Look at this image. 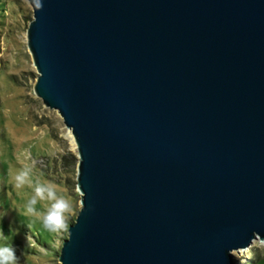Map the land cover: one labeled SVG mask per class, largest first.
I'll return each instance as SVG.
<instances>
[{
  "label": "water",
  "instance_id": "water-1",
  "mask_svg": "<svg viewBox=\"0 0 264 264\" xmlns=\"http://www.w3.org/2000/svg\"><path fill=\"white\" fill-rule=\"evenodd\" d=\"M28 4L33 93L77 157L57 261L234 264L264 240V0Z\"/></svg>",
  "mask_w": 264,
  "mask_h": 264
},
{
  "label": "rangeland",
  "instance_id": "rangeland-1",
  "mask_svg": "<svg viewBox=\"0 0 264 264\" xmlns=\"http://www.w3.org/2000/svg\"><path fill=\"white\" fill-rule=\"evenodd\" d=\"M31 18L28 0H0V231L4 236L0 243L15 248L18 264H60L57 257L67 230L51 231L27 215L24 205L32 191L16 189L10 175L21 162L31 164L34 178L54 183L69 201L67 225L76 217L80 196L77 161L70 157H76L74 143L68 129L61 127L58 113L41 105L33 93L37 73L26 45ZM59 154L70 164L56 161ZM45 203L38 202L36 209L42 210ZM233 256L234 264H264V240L253 239Z\"/></svg>",
  "mask_w": 264,
  "mask_h": 264
},
{
  "label": "clouds",
  "instance_id": "clouds-1",
  "mask_svg": "<svg viewBox=\"0 0 264 264\" xmlns=\"http://www.w3.org/2000/svg\"><path fill=\"white\" fill-rule=\"evenodd\" d=\"M13 186L16 189L29 188L31 196L24 208L27 215L39 219L44 227L51 231L67 230V214L70 212L69 201L61 194L54 183L43 182L34 178L31 164L21 162V167L10 172ZM38 202H46L42 210H37ZM4 240L0 231V241ZM28 242V237H27ZM19 257L12 245L0 243V264H18Z\"/></svg>",
  "mask_w": 264,
  "mask_h": 264
},
{
  "label": "trees",
  "instance_id": "trees-1",
  "mask_svg": "<svg viewBox=\"0 0 264 264\" xmlns=\"http://www.w3.org/2000/svg\"><path fill=\"white\" fill-rule=\"evenodd\" d=\"M70 157L73 159L74 162L77 161L76 157H75L73 154H70ZM55 160H56V161H59V162L61 161V162H62L63 164H65V165H69V164H70V162H68V161L66 160V157H65L64 155H61V154H59L58 156H56V157H55ZM67 172H71V170H70V171L68 170ZM74 219H75V218H73L71 222H73Z\"/></svg>",
  "mask_w": 264,
  "mask_h": 264
},
{
  "label": "bare ground",
  "instance_id": "bare-ground-1",
  "mask_svg": "<svg viewBox=\"0 0 264 264\" xmlns=\"http://www.w3.org/2000/svg\"><path fill=\"white\" fill-rule=\"evenodd\" d=\"M68 136H69L70 140L73 142V138H72V135H71L69 130H68Z\"/></svg>",
  "mask_w": 264,
  "mask_h": 264
},
{
  "label": "built area",
  "instance_id": "built-area-1",
  "mask_svg": "<svg viewBox=\"0 0 264 264\" xmlns=\"http://www.w3.org/2000/svg\"><path fill=\"white\" fill-rule=\"evenodd\" d=\"M46 163V162H45Z\"/></svg>",
  "mask_w": 264,
  "mask_h": 264
}]
</instances>
